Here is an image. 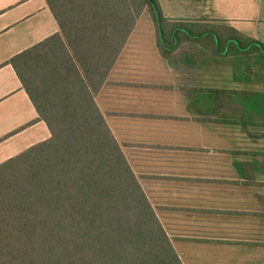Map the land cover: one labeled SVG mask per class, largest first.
Returning <instances> with one entry per match:
<instances>
[{"label": "trees", "instance_id": "trees-1", "mask_svg": "<svg viewBox=\"0 0 264 264\" xmlns=\"http://www.w3.org/2000/svg\"><path fill=\"white\" fill-rule=\"evenodd\" d=\"M46 3L60 31L11 62L51 137L0 163V264H184L97 96L146 13L164 58L231 66L243 85L264 84V42L160 0ZM204 92L217 119L264 125V92Z\"/></svg>", "mask_w": 264, "mask_h": 264}, {"label": "crops", "instance_id": "crops-1", "mask_svg": "<svg viewBox=\"0 0 264 264\" xmlns=\"http://www.w3.org/2000/svg\"><path fill=\"white\" fill-rule=\"evenodd\" d=\"M203 13L264 42V0H208ZM151 24L136 35L138 25L97 103L184 264H264V125L217 119L204 92L264 84L164 58ZM59 31L46 0H0V163L51 137L11 61Z\"/></svg>", "mask_w": 264, "mask_h": 264}, {"label": "rangeland", "instance_id": "rangeland-1", "mask_svg": "<svg viewBox=\"0 0 264 264\" xmlns=\"http://www.w3.org/2000/svg\"><path fill=\"white\" fill-rule=\"evenodd\" d=\"M208 0H160L164 14L169 17H188L205 19L209 17V14L203 13V8L207 6ZM152 19L148 13L143 15L140 20L137 34L142 31L143 33L152 32ZM200 73V72H198ZM155 203V201H153ZM160 203H166V201H159ZM163 223V222H162ZM165 226V224L163 223ZM168 232V231H167Z\"/></svg>", "mask_w": 264, "mask_h": 264}]
</instances>
